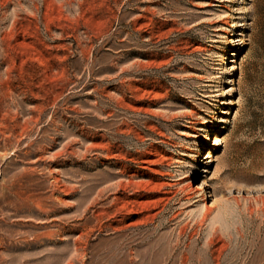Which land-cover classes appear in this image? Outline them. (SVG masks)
<instances>
[{
    "label": "rangeland",
    "instance_id": "1",
    "mask_svg": "<svg viewBox=\"0 0 264 264\" xmlns=\"http://www.w3.org/2000/svg\"><path fill=\"white\" fill-rule=\"evenodd\" d=\"M0 264H264V0H0Z\"/></svg>",
    "mask_w": 264,
    "mask_h": 264
},
{
    "label": "bare ground",
    "instance_id": "2",
    "mask_svg": "<svg viewBox=\"0 0 264 264\" xmlns=\"http://www.w3.org/2000/svg\"><path fill=\"white\" fill-rule=\"evenodd\" d=\"M187 189H189L190 193L187 195L188 199H191V194L195 193L196 190L193 187V185H187ZM160 199V198H159ZM208 212L211 211V209H207Z\"/></svg>",
    "mask_w": 264,
    "mask_h": 264
}]
</instances>
